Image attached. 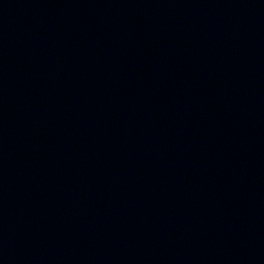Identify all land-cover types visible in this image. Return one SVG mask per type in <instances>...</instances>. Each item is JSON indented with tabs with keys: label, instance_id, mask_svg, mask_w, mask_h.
I'll list each match as a JSON object with an SVG mask.
<instances>
[{
	"label": "water",
	"instance_id": "water-1",
	"mask_svg": "<svg viewBox=\"0 0 264 264\" xmlns=\"http://www.w3.org/2000/svg\"><path fill=\"white\" fill-rule=\"evenodd\" d=\"M0 264H264V0H0Z\"/></svg>",
	"mask_w": 264,
	"mask_h": 264
}]
</instances>
